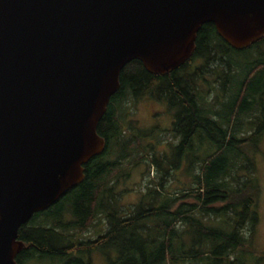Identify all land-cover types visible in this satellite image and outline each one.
I'll list each match as a JSON object with an SVG mask.
<instances>
[{"label":"trees","instance_id":"16d2710c","mask_svg":"<svg viewBox=\"0 0 264 264\" xmlns=\"http://www.w3.org/2000/svg\"><path fill=\"white\" fill-rule=\"evenodd\" d=\"M240 73L230 88L218 83L221 74L231 86ZM217 87L234 89L229 103L210 96ZM263 93L264 36L236 49L213 23L201 25L189 58L168 72H150L137 59L126 63L97 125L105 149L83 165L78 185L20 227L24 246L17 264H90L93 251L104 255L107 264H239L240 254L254 251L251 239L259 220L255 155L264 116L262 108H254L262 104ZM150 99L173 110L169 132L176 142L165 148L173 164L164 147L145 141L152 131L129 125L137 102ZM206 145L207 152L196 158ZM145 154L150 167L162 174L149 181L138 202L125 205L117 189L122 163L137 158L138 164ZM176 169H189L185 177L192 184L171 195L166 183ZM100 215L106 231L80 239Z\"/></svg>","mask_w":264,"mask_h":264},{"label":"water","instance_id":"95a60500","mask_svg":"<svg viewBox=\"0 0 264 264\" xmlns=\"http://www.w3.org/2000/svg\"><path fill=\"white\" fill-rule=\"evenodd\" d=\"M204 23L249 47L264 0H0V264H17L20 227L105 149L97 125L122 67L168 72Z\"/></svg>","mask_w":264,"mask_h":264},{"label":"rangeland","instance_id":"374dc122","mask_svg":"<svg viewBox=\"0 0 264 264\" xmlns=\"http://www.w3.org/2000/svg\"><path fill=\"white\" fill-rule=\"evenodd\" d=\"M241 75L242 74L240 73L238 76H236L232 81L231 86H229L228 79L220 74L218 83L220 82L221 84L227 85V87L230 88L235 85V83L240 79ZM214 90V94L210 93L212 98L216 96L220 100V103H229L231 101L233 95H230L229 91L234 89L222 90L220 87H217ZM260 98L262 99V104H259L254 109L262 108V114L264 116V93L260 95ZM218 106L220 107V105ZM129 119L130 120L128 121L130 126H136L138 129L143 131H152L153 137L151 138L148 136L145 138V141L149 142V144L152 143L151 145H159V149H163V147L165 149L169 147V143L176 142V139L172 137L171 133L169 132L172 126L173 110L169 109L165 102H158L154 99L144 101L140 100L137 102V106L133 111V115H131ZM243 126L245 127L243 132H246L248 129L247 124H244ZM133 132L136 131L132 130L130 133ZM155 132L157 135L156 137ZM152 140H159L161 142L155 143ZM259 148L260 152L255 155V159L258 176L261 183V194L258 202L259 220L256 225L253 238L251 239V246L254 251L240 254L239 264H264V131L261 134ZM207 150L208 145L203 148L200 147L197 150L196 158H200L207 152ZM170 152L171 151L169 148L165 149L164 156L168 160V164H173L175 159L172 158ZM136 159H127L125 162H123V166L119 172V182L117 189L121 194V201L125 205L138 202L141 198L143 190H145V186L149 183V181L159 178L162 174V170L157 169L155 166L150 167L151 159L149 158L148 154H145L143 157H141V160L138 164L135 163ZM184 163L187 164V161L184 160ZM197 169L198 168H196V170ZM185 176L189 177V169L187 171L184 169H181L180 171L178 169L175 171L172 170V173L168 178L169 180L166 183L168 184L166 188H169L168 192L171 195L178 191L176 188L180 187L187 189L188 187L186 186L192 184L190 178H186ZM106 228L107 225L105 218L103 215H100L95 220L94 226L89 227L87 230L81 233L80 239H94L98 234L106 231ZM242 234L244 237H247L248 230L244 228L242 230ZM112 256L114 257V254H112ZM90 264H107V260L104 255L98 251H93L90 254Z\"/></svg>","mask_w":264,"mask_h":264}]
</instances>
